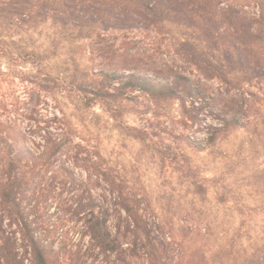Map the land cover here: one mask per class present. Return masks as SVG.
<instances>
[{
	"label": "rangeland",
	"instance_id": "obj_1",
	"mask_svg": "<svg viewBox=\"0 0 264 264\" xmlns=\"http://www.w3.org/2000/svg\"><path fill=\"white\" fill-rule=\"evenodd\" d=\"M69 1L70 16L0 25V131L36 161L20 174L49 264H264V0ZM176 74L190 79L176 96L152 87ZM222 104L242 125L210 145ZM47 125L64 143L50 166ZM7 151L0 139V176ZM31 257L7 227L0 264Z\"/></svg>",
	"mask_w": 264,
	"mask_h": 264
},
{
	"label": "trees",
	"instance_id": "obj_2",
	"mask_svg": "<svg viewBox=\"0 0 264 264\" xmlns=\"http://www.w3.org/2000/svg\"><path fill=\"white\" fill-rule=\"evenodd\" d=\"M0 0V25H11L13 26L14 21L17 20L21 23H25L27 19L33 17V15L44 14L51 17L59 16H70L66 6L70 3L69 0ZM49 10V11H48ZM61 18V17H60ZM17 25V24H16ZM4 50H7L4 48ZM8 53V51H5ZM190 63L202 72V75L206 79H210L214 76V72L210 71L212 68L210 63L209 67L202 66L199 62L194 59H189ZM264 62V61H262ZM241 68H243L241 66ZM262 68H264V63ZM244 69V68H243ZM256 71V70H255ZM221 79L225 82L227 81V74H219ZM177 80L170 81L168 78L163 79V83L157 85L155 82L152 87L169 89L171 94L177 95L176 87L179 85H188L190 79L187 76L176 74ZM219 77L218 75H216ZM147 82L146 80H144ZM134 81L128 80L127 83L133 85ZM191 85H189L190 87ZM189 89V88H188ZM85 91V90H83ZM97 96L96 93H92ZM92 98V97H90ZM86 99L85 105L91 107L93 105V99ZM179 99L184 105L183 95H179ZM220 106V107H219ZM218 108V123L212 124L209 127L210 136L208 138V143L214 145L219 139V136L226 135L232 129L240 127L242 125L240 115L237 111H233L232 108L227 107L226 104L219 105ZM193 123V120H192ZM49 126L43 128L45 136H43V150L42 154L47 155L45 164L51 165L58 158V154L62 152L64 143L61 138L53 136L49 132ZM0 139L5 143L7 148V158L8 162L4 164V173L0 176V202L8 204L11 210L16 213V215H10L8 218L0 215V235L6 232L7 227H18L19 231L22 232L24 240H26L27 246L31 253V263L32 264H49V251L50 248L47 244L38 237L35 233L34 222L32 220V215H30V210L25 211L24 202H30L28 195L29 181L26 178L21 177L20 162H23L22 158L27 156L25 164L36 163V161L31 157L30 153L22 148L16 153L15 145L10 140L8 135H3V131H0ZM14 153V155H13ZM31 159V160H30ZM20 174V175H19ZM105 175V172H102ZM123 209L127 212L128 217L131 219L132 223L136 227H144L146 234L148 231L143 223V216L132 207L128 205H123ZM7 221V222H6ZM87 233L91 236L93 240H97L101 245L108 244V238L111 232L108 230L105 221L95 217L93 215L92 219L87 223ZM5 247H9L10 241L8 239L4 240L2 243Z\"/></svg>",
	"mask_w": 264,
	"mask_h": 264
}]
</instances>
